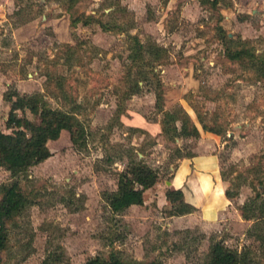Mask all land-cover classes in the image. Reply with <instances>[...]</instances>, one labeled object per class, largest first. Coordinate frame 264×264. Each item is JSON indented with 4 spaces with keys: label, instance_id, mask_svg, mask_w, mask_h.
<instances>
[{
    "label": "rangeland",
    "instance_id": "obj_1",
    "mask_svg": "<svg viewBox=\"0 0 264 264\" xmlns=\"http://www.w3.org/2000/svg\"><path fill=\"white\" fill-rule=\"evenodd\" d=\"M212 1L0 0V130L19 129L5 122V99L15 94L72 112L84 129L77 142L60 130L47 141L50 155L24 171L0 165V184L14 181L27 197L5 223L0 264H82L109 254L202 264L217 239L264 264V209L251 212L263 220L240 215L250 199L253 208L264 203V0ZM242 47L254 58L228 57ZM15 114L38 119L27 108ZM182 118L196 135L181 134ZM204 135L230 199L220 220L166 229L167 209L149 192L144 205L108 207L130 164L157 170L161 186Z\"/></svg>",
    "mask_w": 264,
    "mask_h": 264
},
{
    "label": "trees",
    "instance_id": "obj_2",
    "mask_svg": "<svg viewBox=\"0 0 264 264\" xmlns=\"http://www.w3.org/2000/svg\"><path fill=\"white\" fill-rule=\"evenodd\" d=\"M212 2H215L214 0ZM89 20H82L87 23ZM222 29V28H221ZM130 35V34H129ZM136 47L141 44L135 37L131 36ZM148 47L159 49L155 43L148 44ZM243 53H247L250 58H254V53L248 48H234L228 52V57L238 59ZM253 60V59H251ZM261 66H264V59L258 60ZM264 71L262 72V77ZM158 84L160 82H157ZM131 94L133 92H130ZM34 94H15L7 97L9 110L6 117L7 127H17L19 129L4 132L0 130V165H3L11 173L24 171L28 166L38 163L50 155L47 147V141L58 137L60 130L65 129L69 133L70 140L77 142V139L84 133V129L78 119L72 112L62 111L46 107L43 102H39ZM27 108L32 114H36L37 121L28 118H21L15 114V110ZM172 116L171 113H166ZM205 128V124L202 125ZM218 132V129L211 127L205 128ZM172 130L176 131L173 126ZM181 134L196 135L197 129L188 120L181 119ZM157 179V170L151 167L134 162L130 164L128 170L119 174L117 188L113 193L106 196L107 205L112 211H121L130 204L142 203V192L145 188L151 186ZM228 195V191L225 190ZM166 196L172 202L170 213H179L188 210L189 206L181 199V192L178 189H166ZM264 201V200H263ZM253 200L250 199L240 206V215L244 219L252 218L251 212L256 206H260V211L264 209L263 204L252 206ZM27 197L23 191L16 186V183L10 182L0 184V249L6 244V221L14 214L21 211L26 206ZM263 214L253 216L255 220H263ZM264 221V220H263ZM253 258L249 255V250H236L217 239L212 241L205 253L202 264H254ZM82 264H140L138 260H123L119 256L109 254L107 258H101L99 255L88 257ZM145 264H158L155 259L147 261Z\"/></svg>",
    "mask_w": 264,
    "mask_h": 264
},
{
    "label": "crops",
    "instance_id": "obj_3",
    "mask_svg": "<svg viewBox=\"0 0 264 264\" xmlns=\"http://www.w3.org/2000/svg\"><path fill=\"white\" fill-rule=\"evenodd\" d=\"M249 9L254 12V7ZM207 138L209 137L205 135L198 138L191 155L177 158L175 164L168 167V176L162 179L161 186L155 181L145 188L141 204H130L127 207L144 205V196L149 192L152 195L156 193L154 198L157 206L167 209L163 218L166 229L191 228L196 224L200 228L201 223L210 225L220 220L227 212L230 199L225 194V185L218 173L215 146ZM166 189L180 190L181 199L189 206L188 210L170 213L172 202L166 196Z\"/></svg>",
    "mask_w": 264,
    "mask_h": 264
}]
</instances>
